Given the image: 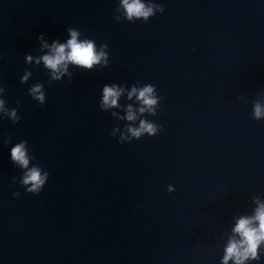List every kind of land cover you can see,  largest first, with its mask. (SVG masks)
Segmentation results:
<instances>
[{
  "label": "water",
  "instance_id": "95a60500",
  "mask_svg": "<svg viewBox=\"0 0 264 264\" xmlns=\"http://www.w3.org/2000/svg\"><path fill=\"white\" fill-rule=\"evenodd\" d=\"M156 2L163 13L129 23L117 0H0V84L21 117L0 118V264H219L223 228L264 193V120L250 116L264 103V0ZM68 27L107 43L109 65L49 83L24 56ZM37 81L44 105L27 92ZM113 81L157 86V136L110 135L98 101ZM9 134L50 172L39 195L12 183Z\"/></svg>",
  "mask_w": 264,
  "mask_h": 264
},
{
  "label": "clouds",
  "instance_id": "9594fccd",
  "mask_svg": "<svg viewBox=\"0 0 264 264\" xmlns=\"http://www.w3.org/2000/svg\"><path fill=\"white\" fill-rule=\"evenodd\" d=\"M164 11V4L156 0H117L114 19L117 22L126 20L129 23H147L151 17ZM37 40L39 47L36 54L26 53L24 62L27 65L42 66L48 73L49 83L61 81L65 77L71 82L72 69L92 71L109 65V45L98 44L96 39L85 36L77 27H68L65 37L50 38L41 32ZM32 76L33 72L25 68L20 83H28ZM5 91V87L0 84V118L7 117L16 124L21 117L17 107L8 106ZM27 92L38 104L44 105L47 102L43 82L31 84ZM237 98L243 97L240 95ZM163 99L158 94L157 86L151 82H136L129 86L125 82L113 81L103 84L98 105L115 119L116 124L110 135L123 144L140 140L145 135L157 136L162 131L164 125L149 117L157 116ZM20 103L17 100V105ZM250 116L257 121L264 120V103L256 102ZM12 139L11 134L2 139L3 144H11L10 162L20 170L19 179L13 176L12 183H19L27 193L39 195L49 180L50 172L42 164L34 162L36 157L28 140L13 143ZM167 191H176L175 185L169 184ZM12 195L17 198L21 192L16 191ZM250 201L248 206L232 214L218 237L215 248L221 253L219 264H264V193L251 195Z\"/></svg>",
  "mask_w": 264,
  "mask_h": 264
}]
</instances>
